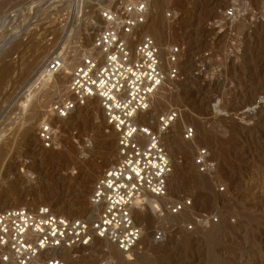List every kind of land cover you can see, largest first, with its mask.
Instances as JSON below:
<instances>
[{"label": "rangeland", "instance_id": "374dc122", "mask_svg": "<svg viewBox=\"0 0 264 264\" xmlns=\"http://www.w3.org/2000/svg\"><path fill=\"white\" fill-rule=\"evenodd\" d=\"M126 1L0 0V211L49 206L73 217L92 213L94 184L117 158V134L99 100H91L69 118L54 119L58 145L43 148L40 122L52 102L69 95L70 77L68 67L53 78L41 71L53 51L78 61L104 25L101 11ZM148 1L142 32L163 26L167 37L157 42L165 64L170 45L187 46L183 79L168 81L146 115L156 127L160 114L180 112L163 138L173 172L161 201L194 203L177 215L156 214L146 203L145 222L137 208L146 237L135 260L101 241L67 252V264H264V0ZM232 6L237 14L227 20ZM189 124L197 129L192 141L182 134ZM201 147L216 162L212 173L195 165ZM198 216L209 222L187 230ZM157 227L166 233L160 242Z\"/></svg>", "mask_w": 264, "mask_h": 264}, {"label": "built area", "instance_id": "2783aa9c", "mask_svg": "<svg viewBox=\"0 0 264 264\" xmlns=\"http://www.w3.org/2000/svg\"><path fill=\"white\" fill-rule=\"evenodd\" d=\"M236 14L237 9L232 6L224 12V17L229 20ZM150 15L148 0H131L106 8L100 13L103 27L78 61L70 63L68 55L53 51L44 62L42 78L53 77L66 67L70 78L69 95L52 102L49 115L40 122L41 146L52 149L58 145L54 119L69 118L89 98L96 97L107 127L117 134V158L94 184L90 215L67 216L49 206L1 210V264H67L65 251L88 249L97 240L133 256L146 231L145 224L136 218V207H145L149 195L159 199L169 196L173 162L163 138L180 112L172 108L160 114L156 127L143 123L141 115L152 109L158 92L168 80L183 79L187 46L170 45L168 64H165L157 40L142 32ZM167 15L177 18L176 12ZM182 134L186 141H192L197 129L189 124ZM195 165L204 174L215 171L216 162L208 148H199ZM193 203V197H171L160 201L155 208L157 213L177 215ZM208 220L198 216L185 227L193 230ZM165 237L163 227L154 230L156 241Z\"/></svg>", "mask_w": 264, "mask_h": 264}, {"label": "bare ground", "instance_id": "6f19581e", "mask_svg": "<svg viewBox=\"0 0 264 264\" xmlns=\"http://www.w3.org/2000/svg\"><path fill=\"white\" fill-rule=\"evenodd\" d=\"M160 24V23H159ZM154 28H148V30L150 29L151 31H150V33L149 34H151L156 40H159V41H163V40H165V37H167L166 35V33H165V30H164V28H163V26L162 25H160V26H153ZM162 53H163V51H162ZM163 55V54H162ZM66 70H68V68H66ZM4 74V73H3ZM53 77H55V76H53ZM53 77H49V78H53ZM48 80V79H47ZM169 81V80H168ZM167 81V82H168ZM166 82V83H167ZM165 83V84H166ZM165 86V85H164ZM164 88V87H163ZM162 88V89H163ZM161 89V90H162ZM66 90H67V88H66ZM160 92V91H159ZM158 92V93H159ZM158 95V94H157ZM91 100H97L98 101V99L96 98V97H92V98H89V100L87 101V102H89V101H91ZM148 113H150V111H148V112H146V113H144V114H142L141 115V121L144 123H148V118H146V115L148 114ZM180 117V116H179ZM178 117V118H179ZM178 118L175 120V121H177L178 120ZM59 119H61V118H59ZM147 119V120H146ZM188 119V118H187ZM158 121V120H157ZM174 121V122H175ZM174 122L171 124V126H170V128L172 127V125L174 124ZM149 124L151 125V123L149 122ZM157 126V125H156ZM154 127V126H153ZM169 128V129H170ZM169 131V130H168ZM168 133V132H167ZM166 133V134H167ZM165 134V135H166ZM170 138L171 137H169V139H168V142L170 143ZM172 140V139H171ZM174 142V141H173ZM170 145V144H169ZM173 162V161H172ZM173 172V171H172ZM170 176H171V174H170ZM170 176H169V178H170ZM170 181V180H169ZM169 191H170V187H169ZM160 201H161V199H159V198H156V197H153V196H151V195H149L148 197H147V200H146V203L147 204H149L150 205V207L152 208V210L154 211V213H156L157 214V211H156V208H155V206H159V203H160ZM139 209L138 211H137V213H138V218L140 219V221H146L147 220V218H146V216L144 215V213H143V209H141V208H143V207H141V206H138V207H136V209ZM187 208V207H186ZM135 209V210H136ZM185 210V209H184ZM183 210V211H184ZM142 211V212H141ZM182 212V211H181ZM180 212V213H181ZM179 213V214H180ZM186 214V213H185ZM181 216H185L184 214H182ZM187 221V220H186ZM145 234H146V232H145ZM144 238L146 237V235L145 236H143ZM144 238H142L141 240L142 241H140V242H143L144 241ZM101 241L102 242H106V241H103V240H97L96 242H99V243H101ZM140 244V243H139ZM83 250H86V249H83ZM70 251H72V250H67V251H65V254H67V252H70ZM134 255L136 254V252H137V247L134 249ZM121 252V251H120ZM123 253V252H122ZM125 254V253H124ZM127 255V254H126ZM127 256H129L128 257V259L127 260H135L136 258H134L133 256H131V255H127ZM138 257H139V255H137ZM114 257V256H113ZM137 257V258H138Z\"/></svg>", "mask_w": 264, "mask_h": 264}]
</instances>
